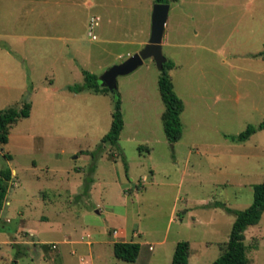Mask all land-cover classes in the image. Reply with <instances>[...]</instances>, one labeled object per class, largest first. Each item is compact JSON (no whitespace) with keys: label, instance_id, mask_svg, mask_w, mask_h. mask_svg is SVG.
I'll return each mask as SVG.
<instances>
[{"label":"rangeland","instance_id":"rangeland-1","mask_svg":"<svg viewBox=\"0 0 264 264\" xmlns=\"http://www.w3.org/2000/svg\"><path fill=\"white\" fill-rule=\"evenodd\" d=\"M152 4L0 0V110L30 104L0 144V169L10 170L0 264H170L180 240L188 264H209L233 211L250 204L252 185L264 178V129L241 142L229 136L264 119V72L255 71L264 66V0L168 2L161 52L183 105L174 143L162 130L152 59L116 78L123 126L115 146L100 138L116 96L66 89L82 83V70L98 77L139 50ZM114 229L126 235L115 241L139 244L134 262L113 256ZM243 243L246 264H264V209Z\"/></svg>","mask_w":264,"mask_h":264},{"label":"trees","instance_id":"trees-1","mask_svg":"<svg viewBox=\"0 0 264 264\" xmlns=\"http://www.w3.org/2000/svg\"><path fill=\"white\" fill-rule=\"evenodd\" d=\"M176 0H152L153 3H168ZM264 56V40L262 50L257 54ZM173 64L166 59L162 64V69L158 71L157 89L160 99L163 103V110L160 114L162 130L166 140L174 143L178 140L181 133V123L179 114L182 111V101L173 91L172 82L167 70L172 68ZM83 80L80 84L68 85L66 89L71 92H80L91 90L94 92L108 91L100 87L97 77L85 70L81 71ZM30 104L24 102L21 107H6L0 110V144L7 142L8 131L18 118H25L29 115ZM111 119L107 132L100 138L102 145L115 146L117 144L119 132L122 129L123 121L119 110V99L114 100L113 110L110 114ZM264 129V119L256 126L247 125L244 130L236 135L229 136L232 141L241 142L246 140L252 133ZM9 157V156H7ZM126 167V164H124ZM92 168L89 169V173ZM10 179V170L8 168L0 169V208L7 190V182ZM89 176L84 177L85 191L90 183ZM264 209V178L252 185V199L248 206L242 210L233 211L232 220L225 246L221 253L209 264H246L245 256L246 246L243 243V231L249 225L258 222L260 214ZM227 211L229 209L226 208ZM139 244L134 241H115L112 243V254L115 258L134 262L138 254ZM170 264H188V242L180 240L175 243L171 254Z\"/></svg>","mask_w":264,"mask_h":264},{"label":"water","instance_id":"water-1","mask_svg":"<svg viewBox=\"0 0 264 264\" xmlns=\"http://www.w3.org/2000/svg\"><path fill=\"white\" fill-rule=\"evenodd\" d=\"M169 9L168 3H153L149 16V35L146 42L136 52L128 55L119 63L112 64L97 77L100 87H104L113 95L116 94V78L125 75L140 66L143 60L152 59L156 69L160 71L166 58L161 52V39L164 22ZM29 238L32 236H28ZM35 241L37 238H33Z\"/></svg>","mask_w":264,"mask_h":264},{"label":"crops","instance_id":"crops-1","mask_svg":"<svg viewBox=\"0 0 264 264\" xmlns=\"http://www.w3.org/2000/svg\"><path fill=\"white\" fill-rule=\"evenodd\" d=\"M251 26V28L249 29V31H251V32H253L254 30V28H253V24L251 23L250 24ZM261 39L262 40H264V33L261 35ZM136 52V51H135ZM127 54H130V53H127ZM259 58L261 59V62L262 63H264V56H259ZM255 71H256V73H258V74H261V73H263L264 72V66L261 68V69H255ZM72 93H75V92H72ZM76 93H79V92H76ZM78 170H80V169H78ZM11 173L13 174V170H11ZM89 178H90V183H89V187H88V189H87V196L89 195H91V193H92V188H93V185H94V183H95V181H94V178H93V176H94V173L91 171L90 173H89ZM113 231H115V233H113ZM112 231V235H111V237H112V239L113 240H111L110 242H107V244H110L111 245V249H112V243L113 242H115V240L114 239H116L117 238V236L119 235L120 237H125L126 235H125V233H124V231H119V230H116V229H114ZM31 236V235H30ZM135 236H137V234L136 233H133L132 234V236L131 237H135ZM29 238V237H28ZM37 241V240H36ZM120 241H130V239L129 240H126V239H120ZM132 241V240H131ZM103 244H105V242H103ZM102 244V245H103Z\"/></svg>","mask_w":264,"mask_h":264},{"label":"built area","instance_id":"built-area-1","mask_svg":"<svg viewBox=\"0 0 264 264\" xmlns=\"http://www.w3.org/2000/svg\"><path fill=\"white\" fill-rule=\"evenodd\" d=\"M95 25V22L93 20H90V24H89V27H88V32H87V35L91 38V39H94V35L91 34V27ZM113 233H115V231H113Z\"/></svg>","mask_w":264,"mask_h":264}]
</instances>
